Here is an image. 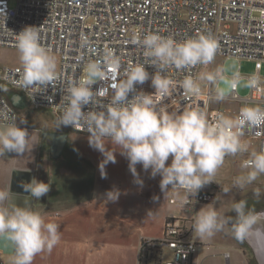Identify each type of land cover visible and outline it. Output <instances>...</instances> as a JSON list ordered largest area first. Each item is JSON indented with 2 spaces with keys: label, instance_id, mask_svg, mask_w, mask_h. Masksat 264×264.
Wrapping results in <instances>:
<instances>
[{
  "label": "clouds",
  "instance_id": "obj_1",
  "mask_svg": "<svg viewBox=\"0 0 264 264\" xmlns=\"http://www.w3.org/2000/svg\"><path fill=\"white\" fill-rule=\"evenodd\" d=\"M131 43L145 50L143 54L149 63L130 65L124 73L125 79L110 85L112 99L104 105L102 101L108 96V91L101 87L95 92L91 89L97 83L116 80L121 67L117 55L105 48L99 60L85 65L83 79L69 82L64 97L67 103L57 127L86 128L89 146L104 156L100 165L102 179L107 178L104 171L107 165L116 163L114 152L111 158L107 154L104 141L109 140L121 149L120 154L128 160L129 171L140 187L143 182L136 171L137 165H142L146 173L150 170L151 178L158 175L162 178L160 189L163 193L172 188L196 194L213 182L227 156L248 152V145L242 143L244 129L264 126V109L243 107L235 118L216 113L212 122H209L207 113L199 109L184 111L182 115L169 114L153 100V96L159 100L168 97L174 87L173 81L165 78L163 72L167 68L182 70L211 64L218 51V43L211 35H200L177 43L156 34L143 38L136 34ZM87 44V39L83 38V45ZM15 46L23 70L22 85L44 87L56 80V59L40 45L38 29L25 28L16 36ZM146 65L156 69L155 75H149ZM149 80L155 94L137 93L136 85L142 87ZM199 80L215 87L217 102H223L241 83L238 74L227 78L220 70L203 73ZM258 84V78L254 77L246 86L256 88ZM180 87L193 96H199L202 91L191 77L185 78ZM89 105L101 110L84 113L82 109ZM28 135L26 130L16 126L15 120L5 123L0 128V157L10 153L22 156L27 149ZM170 158L171 164L166 166ZM242 167L251 171L247 176L236 179L235 187L240 190L264 175V150L252 152ZM20 186L36 200L51 190L50 185L35 179ZM224 193L228 194V190ZM107 195L112 202L119 199V193ZM254 195L260 196L258 189ZM7 199L8 194L0 192V205ZM233 212L235 219L224 220L214 209H202L193 226L196 237L211 239L230 224L234 239L245 242L253 234V213L243 200L234 204ZM0 237L15 246L14 264H33L36 256L45 251L51 253L60 241L56 224H45L38 213L18 207H12L10 211L0 208Z\"/></svg>",
  "mask_w": 264,
  "mask_h": 264
},
{
  "label": "built area",
  "instance_id": "obj_2",
  "mask_svg": "<svg viewBox=\"0 0 264 264\" xmlns=\"http://www.w3.org/2000/svg\"><path fill=\"white\" fill-rule=\"evenodd\" d=\"M29 27L38 29L40 45L57 56V78L44 87H26L21 83V66L0 68V125L13 120L17 125L15 106L6 97V93L12 92L23 95L31 109L51 111L58 122L67 103L64 97L69 82L83 79L85 65L99 60L105 48L111 49L119 58L120 71L116 80L97 83L91 90L106 89L108 96L102 103L109 104L113 95L110 85L125 79L124 73L130 65L149 63L143 54L145 50L131 43L136 34L141 38L156 34L177 43L200 35H211L219 46L215 58L253 60L255 73L248 81L254 77L259 80L256 88H250L248 97H241L237 88L226 99L242 101L246 105L258 103L264 109V77L261 76L264 65V0H18L15 8L8 0H0V46L16 48V36ZM83 38L87 39V46L83 45ZM204 67L167 68L163 75L173 81L174 87L163 100L153 96L154 103L174 115L199 109L205 111L209 122H212L215 114L221 112L210 107L215 93L210 85L204 86L199 80ZM145 70L150 76L156 73L151 66L146 65ZM187 77L193 78L201 88L199 96L188 95L180 87ZM136 91L155 94L150 80L142 87L136 85ZM99 110L92 105L82 109L84 113ZM64 128L88 134L86 128ZM242 143H246L248 148L255 147L257 153L264 150V126L245 128ZM177 191L182 193L180 201L171 198L169 202L178 203L181 210L188 213L199 204L215 200V195L204 188L196 194ZM193 225L192 219L167 217L162 237L141 240L138 264H192L199 249L194 240ZM164 248L171 250L170 258L164 256Z\"/></svg>",
  "mask_w": 264,
  "mask_h": 264
},
{
  "label": "crops",
  "instance_id": "obj_3",
  "mask_svg": "<svg viewBox=\"0 0 264 264\" xmlns=\"http://www.w3.org/2000/svg\"><path fill=\"white\" fill-rule=\"evenodd\" d=\"M210 87L215 93V87ZM16 107L20 108L22 104ZM210 107L226 117L235 118L241 108L260 105H246L242 101L228 99L217 102L214 98ZM4 125H0V128ZM62 128L65 130L57 133H66V141L56 156L52 151L53 141L48 137L51 133H46L48 138L43 141L41 152L36 158L32 159L28 155V162L19 163L14 153L0 157V192L8 194V199L0 208L9 211L12 207L30 210L38 213L45 224L54 223L58 226L59 243L51 253L45 251L36 256L33 264H138L141 240L162 237L167 217L192 219L194 223V215L201 210L202 204L191 213L182 211L178 203L171 204L169 200L176 198L180 201L182 193L171 188L161 192L162 178L159 175L155 179L151 178L150 170L146 173L143 169H136L143 182L142 187L134 181L129 169H104L107 178L102 179L99 157L81 146L80 136L89 134ZM252 152H257L255 147L248 148L247 156H227L213 182L205 186L204 190L212 193L211 187L219 183L233 187L236 176H247L250 169L240 171ZM64 153L69 161L75 155L82 158L87 169L59 167L58 162L65 160ZM15 169L28 170L31 182L35 179L50 185L48 195L36 200L29 193L12 192L10 181ZM239 173H242L241 176ZM108 193H119L118 201H110ZM236 197L228 202V218L230 215L232 217ZM219 201L220 195L215 196L211 204ZM15 255V246L0 237V264H14Z\"/></svg>",
  "mask_w": 264,
  "mask_h": 264
},
{
  "label": "rangeland",
  "instance_id": "obj_4",
  "mask_svg": "<svg viewBox=\"0 0 264 264\" xmlns=\"http://www.w3.org/2000/svg\"><path fill=\"white\" fill-rule=\"evenodd\" d=\"M8 1L12 8H15L18 2V0ZM49 54L54 56L57 62V56L53 53ZM8 65L22 67L19 59V53L16 48L0 46V68H4ZM211 69L214 71H222L227 78H231L235 74H238L241 78V83L238 87L239 95L241 97H248L250 95V87H247L246 84L248 79L255 73L253 60L241 57H216L210 65L205 66L202 69V74L209 73ZM261 76L264 77V65L261 70ZM202 84L204 86L207 85L206 82H202ZM14 93L15 92L6 93V97L10 102V99ZM19 103H23L22 107H14L18 115L16 126L22 130H26L29 135L27 139V149L24 154L22 156H17L14 154V156L16 162L26 163L28 162V155L34 159L37 157L38 153L41 152L40 148L42 143L48 138L45 136L46 133H57L65 129L62 127H57V120L51 111L31 109L23 101L22 103L21 101ZM88 139L89 135H81V146L85 150L97 155L101 165V163L104 161V156L89 146ZM104 143L108 150L107 154L109 157L111 158V154L114 152V157L116 160L115 164L109 163L105 169H129L128 160L120 154L121 149L109 140H105ZM63 157H65V160L62 163L58 162L59 167L64 169H87L84 160L77 157V155L71 157V162L67 159L65 153L63 154ZM35 162H37V159ZM170 164L171 158L167 162L166 166H170ZM136 169H143L142 165H137ZM246 170L248 169H243L240 172ZM239 174L241 176L242 173ZM236 178H234L232 183L233 187H228L225 185V183H219L216 187H211V191L215 196L218 197L220 195V201L218 203L212 204L203 203L201 205V210L203 209L204 211H208L210 209H214L218 216L224 220L235 219V212H233L232 217L230 215V218H228L227 205L232 198L237 196L236 203H239L241 200L246 201V206L249 211L253 213V215L255 213L264 212V175H260L254 183L247 185L245 187L247 189L244 188L243 190L235 187ZM257 189L260 192L259 197L254 195V192ZM224 190H228V194H225ZM197 215H194L195 220ZM193 236L194 240L199 245V249L193 256L192 264H258L254 256V250L252 249L248 239L243 243L235 240L231 232L230 224H226L224 230L216 233L211 239H198L194 233V228ZM163 251L166 258L171 257V250L164 248Z\"/></svg>",
  "mask_w": 264,
  "mask_h": 264
},
{
  "label": "water",
  "instance_id": "obj_5",
  "mask_svg": "<svg viewBox=\"0 0 264 264\" xmlns=\"http://www.w3.org/2000/svg\"><path fill=\"white\" fill-rule=\"evenodd\" d=\"M10 100L13 106L16 107L18 101L20 100V95L18 93H14ZM66 136V133L48 134V137L53 141L52 151L55 156L61 152L66 141ZM29 183H31V173L28 170H13L10 181V189L12 192L28 194L23 191L20 185ZM253 219V234L249 236L248 241L250 242V245L253 248L258 260L261 262V264H264V261L261 260L262 257L264 258V212L255 213L253 215Z\"/></svg>",
  "mask_w": 264,
  "mask_h": 264
},
{
  "label": "flooded vegetation",
  "instance_id": "obj_6",
  "mask_svg": "<svg viewBox=\"0 0 264 264\" xmlns=\"http://www.w3.org/2000/svg\"><path fill=\"white\" fill-rule=\"evenodd\" d=\"M20 95V94H19ZM19 101H21V103H22V101L24 102V103H26V99L24 98V96L23 95H20V100ZM19 104V103H18ZM253 249V248H252ZM254 256H255V258H256V261H257V263L258 264H261V262L258 260V258H257V256H256V254H255V252H254Z\"/></svg>",
  "mask_w": 264,
  "mask_h": 264
},
{
  "label": "bare ground",
  "instance_id": "obj_7",
  "mask_svg": "<svg viewBox=\"0 0 264 264\" xmlns=\"http://www.w3.org/2000/svg\"><path fill=\"white\" fill-rule=\"evenodd\" d=\"M261 260H263V261H264V258L262 257V258H261Z\"/></svg>",
  "mask_w": 264,
  "mask_h": 264
},
{
  "label": "trees",
  "instance_id": "obj_8",
  "mask_svg": "<svg viewBox=\"0 0 264 264\" xmlns=\"http://www.w3.org/2000/svg\"><path fill=\"white\" fill-rule=\"evenodd\" d=\"M23 104V103H22Z\"/></svg>",
  "mask_w": 264,
  "mask_h": 264
}]
</instances>
